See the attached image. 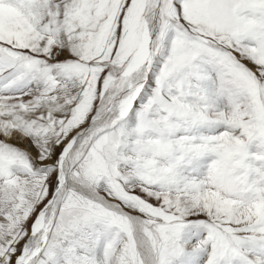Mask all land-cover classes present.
I'll return each mask as SVG.
<instances>
[{
    "label": "snow or ice",
    "instance_id": "1",
    "mask_svg": "<svg viewBox=\"0 0 264 264\" xmlns=\"http://www.w3.org/2000/svg\"><path fill=\"white\" fill-rule=\"evenodd\" d=\"M0 264H264V0H0Z\"/></svg>",
    "mask_w": 264,
    "mask_h": 264
}]
</instances>
